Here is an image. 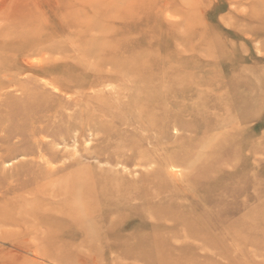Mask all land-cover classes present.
Returning <instances> with one entry per match:
<instances>
[{
	"label": "rangeland",
	"instance_id": "rangeland-1",
	"mask_svg": "<svg viewBox=\"0 0 264 264\" xmlns=\"http://www.w3.org/2000/svg\"><path fill=\"white\" fill-rule=\"evenodd\" d=\"M18 72L55 76L61 110L19 127L23 94L0 95V264H264V0H0V80ZM149 89L155 134L116 109ZM132 133L158 142L111 162Z\"/></svg>",
	"mask_w": 264,
	"mask_h": 264
},
{
	"label": "bare ground",
	"instance_id": "bare-ground-1",
	"mask_svg": "<svg viewBox=\"0 0 264 264\" xmlns=\"http://www.w3.org/2000/svg\"><path fill=\"white\" fill-rule=\"evenodd\" d=\"M133 72H135V71H133ZM133 74L135 75V73H132V75ZM136 74H137V72H136ZM22 75H23L22 73L18 72L15 75L10 74V77L7 76L6 80H3V81L0 80V92L2 91V89H5V88L9 89L8 91L6 90V92L5 91L1 92V94H0L1 96L5 94L6 96L9 97L10 95H14L13 94L14 91H21V94H23L22 101L20 98H17L18 101H20V102H18V106L22 112L20 114H16L13 117V121L15 123H17L19 127L27 126V124L32 127L31 124L39 121L40 117H42V118L43 117L44 118L50 117V119L54 118V116H53L54 113H52V112L53 111L54 112H57V111L60 112V110H61V109L58 110L60 107L57 106V104L55 105L53 103V101L56 98H58L59 96H56V94H53L48 88L50 85L54 86L55 84H57L56 77L52 76L49 80L45 79L46 81H39L37 79V77H35V76H32V75L28 76L27 75V76L22 77ZM130 78L134 79V77L129 76V79ZM57 79H58V77H57ZM134 80H132V81L134 82ZM136 85H138V82L136 83ZM131 89H133V88H131ZM137 89H136V91H137ZM124 91H126V90H124ZM132 91H134V90H132ZM127 92H126V95H127ZM123 93L121 94V96L123 95ZM133 94H131V95H133ZM166 95H167L166 93H164L163 91H160L159 89L158 90L157 89H149V92L147 93L146 97L144 96L143 98L137 99V96H136V99H134L135 98V95H134V97H133L134 100L132 99L133 101H130L131 96L127 95L128 97H130V98H128L130 102L129 103L126 102V104L123 107H121L122 106L121 105L120 107H117L116 109H118V112L121 111L120 113H122L124 111L131 113L130 117L126 120L127 121L126 123H128L129 126H132L135 129H140V130L143 129L144 131L151 132L152 134H155L154 133L155 130H162V131L168 130V128L170 126V125L167 126L168 125L167 122L165 123V121H163V118H162L163 115H161V112H160V111L164 110L165 107L167 108V106H168L165 102V96ZM121 96H120V98L122 99ZM127 96H126V98H127ZM99 97L100 96H95L93 98V102L96 105L98 104V106L94 107L89 113H88L89 110L87 111V113H88L87 115H90L93 119L95 118L94 120H96V118L99 117L101 114V108H100L101 106L99 105V103H101V100H100L101 98H99ZM123 98H125V97H123ZM0 103H1V100H0ZM119 105H120V103H119ZM5 107L6 106H2V103L0 104V110H3ZM54 107H55V109H54ZM26 109H32V110H31V112H28V111H25ZM166 110H168V109H165L164 111H166ZM44 111H46L45 114L43 113ZM37 113H39V114H37ZM35 114H37V115H35ZM165 116L166 117H172V115L169 114L168 112L165 114ZM63 117H69V119L72 118V116H70V115L69 116L63 115ZM174 117L176 118L175 120H178L177 115H175ZM70 121H72V119ZM70 121L69 120L66 121V119L63 118V122L60 125L70 126L69 125ZM93 126L95 128L94 130L98 131L99 130L98 128H100L99 121L98 122L95 121ZM36 132L38 133V131H36ZM46 132L48 133L49 131H46ZM135 132L136 131H134V133ZM4 133H6L5 130H4ZM9 133L10 134L13 133L14 135H21L19 128H16L14 130H10ZM132 135L136 136L133 133H132ZM154 137H152L151 135H148L145 138V137L140 135V137H138L139 138L138 139L136 136L135 138L138 139V140H136L138 143H136V141L132 142L135 139L133 137V140L132 141L130 140V142L127 146L116 145L115 146L116 147L115 148V151H116L115 154L116 155L108 157V158L111 162L117 161L120 157H124V152L128 150V151H131L129 156L126 158V160H128V162L126 161V163L128 164L129 162H131L132 158L135 155H141L142 156V155L147 154L145 150L143 151L142 146H144V145L146 146L145 143L148 142L147 138L153 139L154 141L158 142L157 139L155 140ZM7 138H9L8 135H6V140H7ZM52 142L55 145L61 143V141H52ZM16 147H17V145H16ZM21 150L23 151V154H25V155L33 154L35 157L38 154L39 158L41 157L46 162L49 163V159L46 158L47 153L39 152L35 148L31 149V147L29 145H25V144H22ZM94 152H96L98 155L101 154L100 150L99 149L97 150V148L94 149ZM71 158H72L71 156H66V157H63V160L65 162V161H67V159L69 160ZM76 163L77 162L74 163L72 161L68 162V163L65 162L59 170L62 172H66V173L70 172L71 170H73V166ZM51 169H53V167ZM68 183H69V180L66 182V184H68ZM78 187H80V186H78ZM118 187L119 186H117V188ZM81 190H82V188H81ZM66 192H69V191H66ZM126 192L130 193V191H126ZM64 196H65L64 197V199H65L66 197H68V194H66ZM64 199H63V202H74V203L71 205L72 210L70 212L69 211L68 212L67 211L62 212L63 215L66 214V215L71 216L75 219L84 218V214H83L82 210L80 209L79 205L76 203V202H85V199L82 196H75L73 199H69V200H64ZM76 210L78 212H75Z\"/></svg>",
	"mask_w": 264,
	"mask_h": 264
}]
</instances>
